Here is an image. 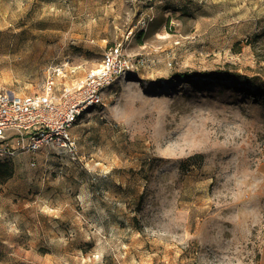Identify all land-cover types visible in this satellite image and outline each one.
Masks as SVG:
<instances>
[{
  "label": "rangeland",
  "instance_id": "1",
  "mask_svg": "<svg viewBox=\"0 0 264 264\" xmlns=\"http://www.w3.org/2000/svg\"><path fill=\"white\" fill-rule=\"evenodd\" d=\"M132 29L146 62L73 128L78 158L11 160L0 264H264V0H0V86L82 77Z\"/></svg>",
  "mask_w": 264,
  "mask_h": 264
},
{
  "label": "built area",
  "instance_id": "2",
  "mask_svg": "<svg viewBox=\"0 0 264 264\" xmlns=\"http://www.w3.org/2000/svg\"><path fill=\"white\" fill-rule=\"evenodd\" d=\"M152 20L150 14L142 15L139 25L144 28ZM132 34L133 29L125 41L106 48L98 67L82 77L77 76L80 66L67 62L48 69L40 93L22 95L0 86V161L45 148L78 158L73 128L91 109L105 106L107 92L146 62L129 52L127 42ZM30 163L36 165L35 158Z\"/></svg>",
  "mask_w": 264,
  "mask_h": 264
},
{
  "label": "trees",
  "instance_id": "3",
  "mask_svg": "<svg viewBox=\"0 0 264 264\" xmlns=\"http://www.w3.org/2000/svg\"><path fill=\"white\" fill-rule=\"evenodd\" d=\"M256 102L264 104V82L256 85L254 92ZM15 169L11 160L0 161V182H6L13 177Z\"/></svg>",
  "mask_w": 264,
  "mask_h": 264
}]
</instances>
